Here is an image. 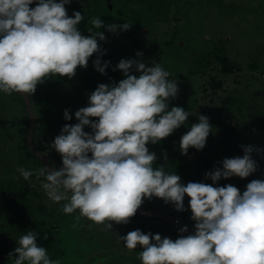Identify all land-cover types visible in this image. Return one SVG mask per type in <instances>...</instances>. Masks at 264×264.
Masks as SVG:
<instances>
[{
    "label": "clouds",
    "instance_id": "obj_1",
    "mask_svg": "<svg viewBox=\"0 0 264 264\" xmlns=\"http://www.w3.org/2000/svg\"><path fill=\"white\" fill-rule=\"evenodd\" d=\"M72 0H0V92L33 96L38 85L55 77L73 79L78 68H87L96 54L94 68L106 75L111 61L100 41L131 28L106 24L93 17L88 35L78 27L80 11L68 15ZM32 5H35L34 7ZM121 59L113 71L124 78L118 83H99L88 95L87 106L75 112L78 121L65 124L50 144L61 165L34 171L18 168L24 180L44 177L41 188L49 200L61 204V212L81 217L111 230L113 222L127 225L144 201L159 198L178 212L186 211L189 199L194 232L185 225L176 239L136 229L120 236L129 253L139 251L141 264H264V179H253L241 190L233 184L213 186L221 179H246L258 171L253 153L264 148L241 145L243 156L225 158L205 173L204 182H182L174 171L157 165L156 145L186 126L191 115L181 106H171L179 93L178 82L159 63ZM63 118L71 121L70 109ZM90 128L91 131H85ZM212 133L209 117L198 122L179 140L182 155L191 148L202 151ZM165 160L167 155L165 153ZM264 158V156H262ZM34 231L21 235L9 253L13 264H61L37 243Z\"/></svg>",
    "mask_w": 264,
    "mask_h": 264
},
{
    "label": "rangeland",
    "instance_id": "obj_2",
    "mask_svg": "<svg viewBox=\"0 0 264 264\" xmlns=\"http://www.w3.org/2000/svg\"><path fill=\"white\" fill-rule=\"evenodd\" d=\"M158 1H162L161 6L157 5ZM103 2V0H96L93 5L87 6L84 0H72L66 7L69 16H72L74 11H80L84 15L83 22L86 30L87 27H92L88 21L93 17L101 18L106 24H122L126 20L132 26L128 31H118L115 34L108 32L105 28L94 29V31L104 32L107 40L99 43L103 44L112 55L106 75L93 69L94 64L89 62L86 69H77L78 82L75 77L68 79L57 76L38 85L36 93L29 96L34 108L36 132L40 141L45 135L50 140H54L63 124L77 123L75 112L87 106L88 95L99 83L112 84L123 79L124 76L117 77L123 73L119 70L113 71V68L121 59H140L136 56L139 51L143 52V60L149 66L153 62L161 64L171 73L170 79L178 82L180 90L177 98L171 101L170 107L181 106L191 113L186 126L177 129L161 143L148 145L150 151L157 155L158 166L165 165L169 171L179 175L185 184L187 182L213 184L211 179H205V173L219 166V162L225 158L242 156L244 153L241 145L264 148V0H116L117 11L125 15L124 17L109 14ZM153 8L162 12L165 9L168 10L171 17L178 15L176 25L171 26L180 35L175 34L174 37V33L169 31L156 34L159 30L157 25L151 32L143 30L145 28L141 19L151 13ZM145 26L147 29L150 28L149 24ZM185 39H188L189 47H180L182 42L186 43ZM165 41L171 42L165 47L162 44ZM212 52L225 54L234 71L224 77L219 75V65L213 60V56L211 59L203 56L210 65L204 71H200L204 65H197L200 55ZM90 61H93V57ZM202 61L205 60L202 59ZM209 76L222 80L218 82L221 86L217 91L212 88ZM86 81L91 86L90 92H86ZM13 99L18 109L15 105H11L10 118L16 123L18 120L16 112L23 113L25 116L27 110L16 94ZM1 108L10 109L5 103H1ZM65 109H70L73 116L71 121L63 118ZM199 114L209 117L212 133L202 151L191 148L188 155H182L179 140L189 130L191 124L198 122ZM45 129H48L46 134ZM85 131L90 132L91 129L85 128ZM19 139L23 140V137ZM38 145L41 144L38 142ZM165 153L167 160L164 158ZM262 156L264 154L253 153V159L257 161L259 168L250 177L221 179L218 185L213 184V186H224L230 183L238 187L242 193L251 180L264 179ZM50 158L61 165V157L57 152H54ZM189 199L185 197L187 210L183 212L176 211L173 205H166L159 198L146 199L140 209L156 210L177 220L181 226L187 225L188 229L194 230L195 222L191 220ZM51 204L46 205L49 210L43 212L46 214L42 215V219L53 214L54 218H58L56 226L59 229H40L43 236L41 240L38 238L40 242L38 245L48 250L50 258L60 259L61 264H77L78 260L70 261L77 244H80L79 247L87 246V252L94 246V242L92 244L86 237L80 240L79 234L84 227V217L79 215V210L66 217H60L61 204L55 202ZM133 225H135L134 228ZM94 228L92 227L90 232L93 240L103 235L102 231H104L103 225L98 229ZM128 228L124 230L125 233L140 229L145 234L152 232L162 235L163 231H172L179 235L176 228L169 223L139 215L131 219ZM125 233L122 236H125ZM122 243L124 244L123 241ZM112 246L113 244H110L111 249H114ZM137 249L142 250L139 247Z\"/></svg>",
    "mask_w": 264,
    "mask_h": 264
},
{
    "label": "flooded vegetation",
    "instance_id": "obj_3",
    "mask_svg": "<svg viewBox=\"0 0 264 264\" xmlns=\"http://www.w3.org/2000/svg\"><path fill=\"white\" fill-rule=\"evenodd\" d=\"M84 1L87 6H90V4L93 5L96 0ZM103 1V6L105 9H107V12L109 14L120 15L123 17L125 16L117 11V6H115L116 0H111V3L115 6V10H113L112 13H110L107 8L108 0ZM161 3L162 1H158L157 5L161 6ZM177 5L175 6L177 7ZM167 11L165 9V11L162 12V10H157L156 8H153L151 13H148L147 15H145V18L141 19V23L144 24L143 27L145 28L142 29L151 32L153 31L154 26L157 25L159 30L156 31V34H162V32L169 31L170 33L175 32L178 36L179 32L175 31V28L173 27L176 25L178 15L171 17L170 11ZM147 24H149L150 26L149 29H147V26H145ZM182 43L184 46H182L181 44V47L184 48L186 46L185 42ZM15 94L17 95L18 100H21L23 104L24 102L19 93H13L9 96L4 94L3 92H0V263L2 260L6 259L9 256L10 252L15 249V247L17 246L16 241L21 235L26 234L29 231H34L37 234L38 238L41 240V236L43 235H41L40 229L58 228L56 226V224H58V218H54L53 214H49L47 218L43 217L42 219V215L46 214L43 212H47L49 210L46 205L49 206L53 202L49 199L46 200V198L48 197L45 195L43 189L40 186L41 183L44 181V177H41L39 180H37L34 174L30 178V180L26 181L17 171L18 168H25L30 171H34L40 168H45V166L39 160L37 155L34 154L28 144V134L30 126V119L28 113L26 112V115L24 116L23 113L18 114L16 112L15 114L14 112V114L18 117V120H15L16 123L13 122V120H11L10 118V114L12 112L11 105H15L16 109H18V105L14 102L13 99ZM28 98L34 117V129L31 135V143L37 149V151L46 158V160L51 166L58 167L60 166V164L56 163L52 158H50L54 154L52 150L48 149L46 153H41L38 150V142L40 144L41 141L37 137L34 108L32 107L33 105L29 96ZM1 103L7 104V108L10 109H2ZM44 131V133L46 134L48 129ZM22 137L23 140H20L19 138L22 139ZM45 138H47L46 135ZM48 139L49 138H47V140ZM24 149L27 150L29 153ZM46 201L48 202L46 203ZM154 211L158 212L156 210ZM59 215L60 217H66V215L62 213H59ZM159 220L160 219H158V221ZM83 226L84 227L80 231V240L81 238L86 237L89 242L91 241L92 244L94 242V246H92V249L89 250V252H87V250H84L86 252L85 256L87 257L88 264H93L95 262V255L96 261L98 263H100V259H97L98 257H100L101 260H109L113 257L110 255H100L101 251H107L104 249V246H107L106 244H113L112 247L114 249L112 250L114 251H112V254L116 253L118 249H120V247H124L123 249L125 250H121L123 258L125 257L127 259V264H129L130 261H133L135 257L134 253H129L124 244L122 243V240L119 239V237L125 233L124 230L126 229V227H130V223L127 225H123L116 224L115 222H113V228L111 230L104 229L105 232L101 230L103 232V235L98 236L97 239L94 238V240L90 236L91 229L92 227H95L94 229H98L99 226L95 225L92 221L88 220L87 218H84ZM134 226L135 225H133V228ZM141 229L143 230L142 226ZM127 233L128 232H126L125 235H127ZM175 235L178 234L173 233L172 231L162 232V237H170L172 239L178 238L179 235ZM37 243H40L38 239ZM89 244L90 243H88V245ZM113 259L114 261L112 260L111 262L116 263V259Z\"/></svg>",
    "mask_w": 264,
    "mask_h": 264
},
{
    "label": "water",
    "instance_id": "obj_4",
    "mask_svg": "<svg viewBox=\"0 0 264 264\" xmlns=\"http://www.w3.org/2000/svg\"><path fill=\"white\" fill-rule=\"evenodd\" d=\"M107 8H108V11L110 13H112L113 10H115V7L113 6V4L111 3V0H108L107 1ZM24 104H25V107H26V110H27V113L29 115V119H30V126H29V134H28V144L31 148V150L34 152V154L37 155V157L39 158V160L42 162V164L46 167H51V165L49 164V162L46 160V158L40 154L37 149L33 146V144L31 143V135H32V131L34 129V117H33V113H32V108H31V105H30V101H29V98L28 96L26 95H23V94H20ZM137 214L141 215V216H145V217H151V218H157V219H160V220H163L167 223H169L170 225H172L174 228H176L178 231L180 229L183 228V226H181L176 220L172 219L171 217H168L164 214H161L159 212H155V211H145V210H142V209H138L137 211ZM188 233L186 234H191L194 232V230H190L188 229ZM79 237H80V234H79ZM80 244H77L75 250L73 248V254L71 256V260H78L79 262L77 264H88L87 263V257L85 256V251L86 250V247L82 246V247H79ZM107 245V244H106ZM90 246V245H89ZM107 246H110V244H108ZM107 246H104L105 247V250H107L106 252L105 251H101V253H103V256L104 255H107L108 253H110L112 250L109 249ZM82 250V251H80ZM78 253V254H77ZM99 258V257H98ZM100 259V263H98L95 259V262L93 264H110L112 263L111 261L114 259L110 258L109 260H101ZM125 264H127V259L125 261H123ZM122 261L120 260H116V263H112V264H123ZM0 264H13V259L12 258H9V256L2 260Z\"/></svg>",
    "mask_w": 264,
    "mask_h": 264
},
{
    "label": "trees",
    "instance_id": "obj_5",
    "mask_svg": "<svg viewBox=\"0 0 264 264\" xmlns=\"http://www.w3.org/2000/svg\"><path fill=\"white\" fill-rule=\"evenodd\" d=\"M79 28H80V30L82 31V32H85L84 34L85 35H88V32H87V30L84 28V22L82 21V23L78 26ZM174 33V37H175V32H173ZM172 33V34H173ZM185 35V34H184ZM187 35V34H186ZM181 39V38H180ZM186 40V43H185V45H186V47H189V44L187 43V41H188V39H185ZM171 41H174L173 39H171ZM170 41V42H171ZM170 42H167V41H165V42H163L162 44H163V46H165L166 47V45H168V44H170ZM100 45H101V48H102V50H104V51H106V55H103L102 57H100L101 58V60H102V62L103 61H112V55H111V53H110V51H108L107 50V48H105L104 47V45L103 44H101L100 43ZM160 45V44H159ZM217 51V50H216ZM119 54V53H118ZM120 55V54H119ZM201 57H200V60H199V62L197 63V65H202V64H204V65H202L203 66V69L202 70H200V71H204V69L205 68H208L209 67V63H208V61H206V59L203 57V56H205V57H210V59L212 58V56H213V60H215L216 62H217V64L219 65V68H218V73H219V75H221V76H225V75H229L230 73H232V71H234V68L232 67V65H231V63H229L230 61H228L229 60V58L228 57H226V55L225 54H222V53H211V54H201L200 55ZM93 57V61H90V59ZM90 59H89V62L90 63H93L94 64V61H95V59L97 58V55L96 54H94L93 56H92ZM202 59L203 60H205V61H202ZM93 69H95V68H93ZM239 69V71H240V68H238ZM80 76V75H79ZM122 74H120V75H118L117 77H120V78H122ZM75 78H76V80H77V82H78V75L76 74V76H75ZM87 79V78H86ZM87 82V85L85 86V88H86V92H90V90H91V86L88 84V81H86ZM209 82L211 83V86H212V88H214L215 89V91H217L219 88H220V86H221V83H218V82H222V80L221 79H219V78H217V77H213V76H209ZM190 117V116H189ZM188 117V118H189ZM63 125H65V124H63ZM46 130V129H45ZM52 143V140H50V139H48L47 140V138H43V140L40 142V146H39V151L41 152V153H44V151L46 150V151H48V149H50V150H52L53 152H56L54 149H52L51 148V146H50V144ZM243 156V155H242Z\"/></svg>",
    "mask_w": 264,
    "mask_h": 264
},
{
    "label": "crops",
    "instance_id": "obj_6",
    "mask_svg": "<svg viewBox=\"0 0 264 264\" xmlns=\"http://www.w3.org/2000/svg\"><path fill=\"white\" fill-rule=\"evenodd\" d=\"M180 37V36H179ZM177 41H179V40H177ZM182 46H184L183 45V43H182ZM181 47V46H180ZM115 246V245H114ZM109 249H111V247L110 246H107ZM113 248V247H112ZM124 247H120V249H118V251L116 252V253H114V254H112V251H114V250H112L109 254H107V255H110V256H113L112 257V259L113 258H115L116 260H120V261H122L123 262V260L125 261L126 260V258L124 257L123 258V255H122V251L121 250H125V249H123ZM104 249H105V247H104ZM136 251V252H135ZM135 251H133V252H131V253H134V259H133V261H130V263L129 264H141V261L139 260V259H137V255H138V253H139V249H137V250H135ZM100 255H103V253H100ZM95 259H96V255H95V257H94ZM100 258V257H99ZM99 258H97V259H99ZM127 263H128V261H127ZM123 264H124V262H123Z\"/></svg>",
    "mask_w": 264,
    "mask_h": 264
}]
</instances>
